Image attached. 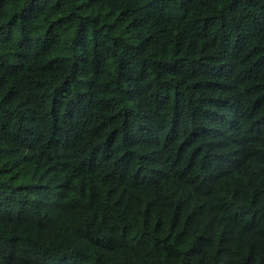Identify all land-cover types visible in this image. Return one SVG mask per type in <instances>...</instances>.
Segmentation results:
<instances>
[{
	"label": "trees",
	"instance_id": "1",
	"mask_svg": "<svg viewBox=\"0 0 264 264\" xmlns=\"http://www.w3.org/2000/svg\"><path fill=\"white\" fill-rule=\"evenodd\" d=\"M0 264H264V0H0Z\"/></svg>",
	"mask_w": 264,
	"mask_h": 264
}]
</instances>
